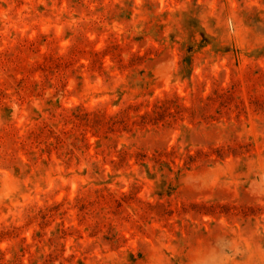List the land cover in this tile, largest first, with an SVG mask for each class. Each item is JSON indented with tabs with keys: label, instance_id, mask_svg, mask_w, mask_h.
Instances as JSON below:
<instances>
[{
	"label": "rangeland",
	"instance_id": "374dc122",
	"mask_svg": "<svg viewBox=\"0 0 264 264\" xmlns=\"http://www.w3.org/2000/svg\"><path fill=\"white\" fill-rule=\"evenodd\" d=\"M0 264H264V0H0Z\"/></svg>",
	"mask_w": 264,
	"mask_h": 264
}]
</instances>
